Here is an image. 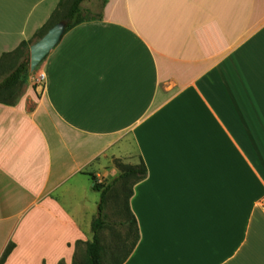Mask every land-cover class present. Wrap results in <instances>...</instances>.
<instances>
[{"label":"crops","instance_id":"crops-1","mask_svg":"<svg viewBox=\"0 0 264 264\" xmlns=\"http://www.w3.org/2000/svg\"><path fill=\"white\" fill-rule=\"evenodd\" d=\"M60 1L0 0V57ZM40 73L0 103L3 264H72L107 150L146 168L124 264H264V0H107Z\"/></svg>","mask_w":264,"mask_h":264},{"label":"trees","instance_id":"trees-1","mask_svg":"<svg viewBox=\"0 0 264 264\" xmlns=\"http://www.w3.org/2000/svg\"><path fill=\"white\" fill-rule=\"evenodd\" d=\"M84 0H71L70 4L64 12L60 9L64 5V0H61L51 14L48 22L43 25L34 35L33 39L22 41L20 45L10 52L3 53L0 57V67H4L10 63H16V66L0 80V103L12 104L11 96L14 93L15 87L19 84L20 80L29 68V62L25 57L28 46L34 41L41 38L48 28L60 20L67 22L65 31H68L75 25L81 23L84 19L81 16L82 8L81 3ZM115 165L120 169V174L110 184H96L94 183V190L100 192V199L97 204L96 217L90 223V230L92 232V239L85 243L84 255L81 259L73 256L72 264H124L127 258L135 248L139 235L137 234L130 244L126 245L123 241L116 242L114 249L109 250L100 240L99 233L105 226L103 209L105 207L106 195L109 189L119 179L122 181L132 180L131 188L129 191L128 199L132 196L133 186L141 181L146 174V168L142 161L138 164H125L120 159L114 160ZM94 180V175H90ZM126 214L124 222L127 224L128 231L135 229L138 232V226L135 216L133 215L129 204L125 206ZM13 245H8L0 258V264H3L10 253ZM124 250V251H122ZM121 251V252H120ZM120 252V253H119Z\"/></svg>","mask_w":264,"mask_h":264},{"label":"rangeland","instance_id":"rangeland-1","mask_svg":"<svg viewBox=\"0 0 264 264\" xmlns=\"http://www.w3.org/2000/svg\"><path fill=\"white\" fill-rule=\"evenodd\" d=\"M71 0H64V5L60 9L61 12H64ZM107 0H84L81 3L82 8V18L89 19L91 17H98L105 5ZM36 41V40H34ZM33 41V42H34ZM32 42V43H33ZM31 43V44H32ZM30 44V45H31ZM29 45V46H30ZM29 46L25 53V57L29 62ZM44 60L37 65V67L30 71L29 68L27 72L24 74L19 84L15 87L14 93L11 96V101L16 102L19 98L32 93V87L36 88L41 85L43 80V74L40 73V67L43 64ZM17 63V62H16ZM16 63H10L4 67H0V80L4 78L15 66ZM88 151L80 152L77 158L78 165L82 162H85L89 156ZM101 160L96 158L97 161L93 162L92 166H98V168L91 173L94 175V180H92L91 176L89 177L93 183L108 185L115 178H117L120 174V169L115 165L114 160L120 159L121 162L125 164H130V161L126 158H119L111 155L110 151L107 150L104 155H101ZM135 162V161H134ZM75 162L69 161V167H73ZM137 161L135 164H138ZM90 167V166H89ZM90 169V168H88ZM88 171V170H86ZM73 179L72 181H74ZM71 183V182H70ZM132 180L122 181L118 180L116 183L112 185L106 195L105 207L103 209L105 226L101 229L99 233V237L101 242L109 249H114V244L116 242H124L126 245L130 244L134 237L138 234L135 229L128 231L127 224L124 222V216L126 214L125 206L128 204V195L131 188ZM97 193L100 192L97 191ZM99 195H95L97 202L99 201ZM92 196L89 194V197ZM79 209L82 210L85 206L86 208L89 206V211L87 212V218L85 220L84 225L79 227L78 240L74 242V256L77 259H81L84 255L85 243L92 239V232L90 230V223L96 217L97 214V204H78ZM132 209V206L130 204ZM72 209V208H71ZM11 245V244H9ZM124 251V250H122ZM121 252V251H120ZM119 252V253H120ZM62 264V263H60Z\"/></svg>","mask_w":264,"mask_h":264},{"label":"water","instance_id":"water-1","mask_svg":"<svg viewBox=\"0 0 264 264\" xmlns=\"http://www.w3.org/2000/svg\"><path fill=\"white\" fill-rule=\"evenodd\" d=\"M67 22L60 20L53 24L46 33L29 46V70L33 71L49 52L58 44L65 32ZM94 185V184H92Z\"/></svg>","mask_w":264,"mask_h":264},{"label":"built area","instance_id":"built-area-1","mask_svg":"<svg viewBox=\"0 0 264 264\" xmlns=\"http://www.w3.org/2000/svg\"><path fill=\"white\" fill-rule=\"evenodd\" d=\"M262 206H263V208H264V203H263V205H262Z\"/></svg>","mask_w":264,"mask_h":264}]
</instances>
